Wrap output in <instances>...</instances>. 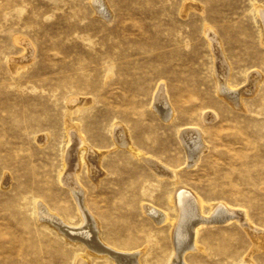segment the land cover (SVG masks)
<instances>
[{
	"label": "rangeland",
	"instance_id": "rangeland-1",
	"mask_svg": "<svg viewBox=\"0 0 264 264\" xmlns=\"http://www.w3.org/2000/svg\"><path fill=\"white\" fill-rule=\"evenodd\" d=\"M263 12L264 0H0V264L83 259L89 237L67 240L50 224L85 225L62 170L77 171L107 247L139 253L140 264H168L171 225L157 226L142 207L174 218L173 182L117 144V127L175 170L179 189L245 211L264 230ZM217 56L231 67L226 88L240 93L242 106L218 92ZM163 87V103L176 112L171 122L155 109ZM193 128L209 148L195 168L179 137ZM78 130L102 155L100 167L87 153L77 169V160L65 161ZM36 202L50 223L38 221ZM244 221L202 229V251L186 262L242 264L253 245ZM253 258L264 264V251ZM86 262L115 264L94 254Z\"/></svg>",
	"mask_w": 264,
	"mask_h": 264
},
{
	"label": "bare ground",
	"instance_id": "bare-ground-1",
	"mask_svg": "<svg viewBox=\"0 0 264 264\" xmlns=\"http://www.w3.org/2000/svg\"><path fill=\"white\" fill-rule=\"evenodd\" d=\"M262 15H263V25L262 26L264 27V12ZM215 41H217V39ZM263 44H264V32H263ZM218 57L219 56H217V58ZM220 57L218 58L219 59L218 72L216 71L218 73L217 75L218 92H220L221 95L228 96L229 87L228 89L226 87L230 85L229 82H230V75H231V67L227 66L226 65L227 63H224L223 59H221ZM228 65L230 64L228 63ZM256 77L258 78V76ZM166 93L167 92H165V94ZM155 96H156V99H155L156 111H158L161 114V117L165 121L171 122L174 119L176 112L171 106L170 108L167 105V103H169L168 100H167V103H163L166 97L164 95V87L160 88V90L158 91V94ZM228 99L231 101V103L235 104L236 107L242 106V98H240V93L231 94L228 96ZM75 102L76 101H73V102L71 101V103L73 104H76ZM215 119H216V115L214 113L208 112L204 114V121L206 123H211ZM68 125H69L68 127H70L71 129L73 128L77 130V127H75L74 125H70V124ZM123 129L121 127H117L114 129L113 133L115 134L114 137L117 141V144H119L120 146L127 147L129 150L128 152L137 160L144 161L150 167L151 172L157 178H159L160 180L167 179L173 182V191L169 197L168 202L173 207V211L175 213L174 218H171L172 216L170 215V212L165 213L167 211L162 212L150 206L142 207V209L144 210V213L147 214L149 218L157 226L161 224H165V223H170L171 225V232H170L171 236L170 237H171V242H172V254L170 256V260L168 264H188L186 262V256L188 254H190L191 252H201L202 251V246L200 245L199 240H198L202 229H204L205 227L229 225L233 220L235 221L246 220L247 221V222L244 221L242 224L243 226L247 227L246 232L249 234L250 238L252 239V243H253L251 253L244 258V260L242 261V264H257L253 258V254L257 251H264V230L258 229L254 225V223L248 218V215L245 211L238 213L236 210L232 209L228 205L226 206L225 204L216 205L214 203L213 204L208 203V202L206 203L204 199L200 198L199 196L194 197L187 190H181V188L179 189L176 171L175 170L171 171L172 169L169 170L170 168L169 169L165 168L164 167L165 165H161L162 163L160 164V162L159 163L156 162L155 159L152 160L148 158L144 152H142L139 148H137L131 143V141L128 139V136L125 135V131ZM78 133L79 135L77 138L73 134V142H72L73 145L68 146L66 148V152L64 153L65 161L68 163V165H70L72 162L76 163L78 161V164L75 166V168L77 169V167H79L85 161V158H86L85 154L87 153L88 154L87 156L91 161V164H93L94 167L99 166L101 159H102V155L99 153L92 152L79 130H78ZM179 137H180V140L187 154L186 156L187 167L195 168L198 165V163L201 161L202 156L209 149L206 141L204 140V132L202 131V129L200 130H196L194 128L186 129V130H183L179 134ZM68 143H69V139H68ZM79 154H83V155L80 158L78 157L77 159V155ZM63 172H65V170H62V174L60 175V180L63 182L64 185L71 188L74 199L78 204L80 215L85 221L84 227L82 228V230L81 229L80 230H70L56 219H54L55 222L53 220V222L50 223L47 217L52 218V216L49 215V213L51 214V212L49 213L46 212L45 207L42 206L43 204L42 202H41L42 204H39L38 202H36L35 204V213H36V217L38 221L42 223H47V224L50 223L51 226L57 229V232H59V234L67 240L68 239L69 240H82V238L77 239L76 238L77 235L79 237L84 236V239L89 237L86 241H83L86 244L87 249L85 250L86 253L83 255V259L81 260V262H79V264H87L86 261H89L90 256L93 254L95 255V257L96 256L109 257L114 261L115 264H140L139 263V253H135V252L134 254L120 253V251L118 252L112 248H109L102 242V239L100 237V231H99V223L96 218H95L96 220L92 218L93 215L91 216V214H89L86 203H85V192L80 190V188L77 186L78 185L77 171L74 172V174L68 173L67 175L66 174L63 175ZM206 205H208L209 207L208 209H205ZM204 214H206L207 216H203Z\"/></svg>",
	"mask_w": 264,
	"mask_h": 264
}]
</instances>
